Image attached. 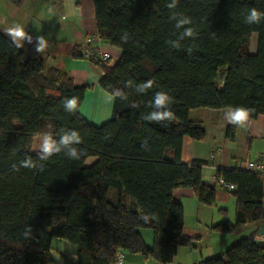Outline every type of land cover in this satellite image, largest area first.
Segmentation results:
<instances>
[{
    "label": "trees",
    "instance_id": "trees-1",
    "mask_svg": "<svg viewBox=\"0 0 264 264\" xmlns=\"http://www.w3.org/2000/svg\"><path fill=\"white\" fill-rule=\"evenodd\" d=\"M91 1L97 36L120 50L112 65L110 58L90 59L103 70L98 84L109 94L125 93L113 100L111 117L102 125L80 113L88 86L47 67L35 38L23 58L0 33V264H51L53 238L76 246V261L63 256L64 264H117L122 252L170 264L179 247L192 246L182 231L183 207L172 191L190 187L200 204L215 200V187L201 181L205 162L180 160L183 137H205L202 122L190 120L189 111L243 106L253 110L251 118L264 115V22H244L250 8L264 11V0H179L174 11L191 17L199 33L184 40L170 19L169 0ZM148 80L153 87L137 92L136 86ZM159 91L172 98L170 122L143 119L154 110L149 105ZM70 97L78 100L75 114L63 107ZM229 129L232 137L234 126ZM61 130L78 131L81 158L62 152L40 161L32 150L34 139L45 131L58 138ZM29 156L36 168L13 169ZM216 179L234 186V221L210 230L234 233L238 226L264 222L261 174L219 168ZM139 229L151 230L150 246ZM200 264H264V242L242 237Z\"/></svg>",
    "mask_w": 264,
    "mask_h": 264
},
{
    "label": "crops",
    "instance_id": "crops-1",
    "mask_svg": "<svg viewBox=\"0 0 264 264\" xmlns=\"http://www.w3.org/2000/svg\"><path fill=\"white\" fill-rule=\"evenodd\" d=\"M26 2L28 1L23 0L20 5H16L9 0H0V33L12 42L7 35V29L20 25L35 39L43 35L47 47L40 54L45 59L47 67L66 71L75 84L88 86L80 106L83 118L96 126L106 123L112 114L113 100L108 99L110 94L98 84L103 70L80 54L88 46L97 47L110 54L109 65H112L120 57V50L97 36L92 1L33 0L30 4ZM19 49L25 58L29 44L25 42ZM74 52L79 56L75 57ZM230 109L194 108L188 113L190 120L202 122L205 137L198 141L183 137L180 160L186 165H190L194 160L205 162L202 165L201 181L205 185L215 187V200L211 205L200 204L190 187H179L172 191L173 197L183 207L182 231L192 238V246L179 247L170 264H192L220 255L242 237H247L252 242H264V222L238 226L234 233L221 234L210 230V226L216 223L226 220L233 222L235 212L232 189L216 179V170L219 168L243 170V164L247 160L259 161L264 170V115L256 118L249 116L247 124L238 127L225 119V113ZM230 125L234 126L232 137L228 134V131H231L228 130ZM91 161L92 159L87 163ZM262 178L264 186V175ZM140 233L150 246L151 230ZM51 245L53 257L51 264H64L63 256L76 261L75 245L58 238H53ZM121 255L122 264H158L155 260L145 259L139 254L122 252Z\"/></svg>",
    "mask_w": 264,
    "mask_h": 264
},
{
    "label": "clouds",
    "instance_id": "clouds-1",
    "mask_svg": "<svg viewBox=\"0 0 264 264\" xmlns=\"http://www.w3.org/2000/svg\"><path fill=\"white\" fill-rule=\"evenodd\" d=\"M179 0H169L166 4V7L169 10H172L170 19L175 21V27L178 30H181L179 33V39L184 40L185 38L195 39L199 33L196 28L193 26V20L191 17H188L182 13L174 11L178 6ZM244 22L246 24H260L264 22V11H260L255 7H252L248 10L247 14L244 17ZM7 35L11 38L12 42L16 44L17 48L23 47L24 43H32V36L25 32L24 28L20 25H14L7 29ZM122 41L125 43L128 41L129 37L125 33L121 37ZM37 45L36 52L40 53L47 47V41L43 35L36 37ZM171 43L173 47L180 48L181 45L178 42L167 41ZM189 53L191 49H188ZM126 86L131 87L132 82L128 81ZM153 87V82L148 80L136 86L137 92H146L147 90ZM124 98L125 93L121 89H114L109 95L108 99L114 100L115 98ZM63 103L64 110L67 113L75 114L78 110V100L76 97L65 98ZM172 103V98L167 92L159 91L156 92L153 96L151 104L149 105L153 111L149 112L143 117L144 120L149 122H165L172 121L174 119V113L171 111L170 105ZM132 107H136L135 104ZM252 109L245 108L243 106H237L230 109L225 113V119L228 123L236 125L238 127H244L248 120ZM51 127V126H49ZM81 136L76 130H61V134L56 138L51 131L41 132L37 135L36 144L33 146L32 150L37 152V158L40 161H47L52 156L60 153L70 159L78 160L83 155V151L77 148V145L81 143ZM20 167L23 168H36L37 164L32 159L31 156L26 157L24 160L20 161L19 167L13 165L15 171H19ZM40 170H43V165H39ZM147 219V217H144ZM32 232L31 227H29L25 236L27 237ZM118 264H122V261H119Z\"/></svg>",
    "mask_w": 264,
    "mask_h": 264
},
{
    "label": "built area",
    "instance_id": "built-area-1",
    "mask_svg": "<svg viewBox=\"0 0 264 264\" xmlns=\"http://www.w3.org/2000/svg\"><path fill=\"white\" fill-rule=\"evenodd\" d=\"M82 55L85 59H94V60H100V61H106L110 58V54L102 51L101 49L97 47L88 46L85 48V50L82 52ZM243 169L253 172V173H259L261 175H264L263 165L262 163L255 162V161H245L243 164ZM219 182L223 185H226L228 188L233 189V184H226L222 179L219 180ZM260 204L262 209H264V193L263 197L260 199ZM121 253L118 255V262L121 261ZM117 262V264H118ZM192 264H200V262H194Z\"/></svg>",
    "mask_w": 264,
    "mask_h": 264
},
{
    "label": "rangeland",
    "instance_id": "rangeland-1",
    "mask_svg": "<svg viewBox=\"0 0 264 264\" xmlns=\"http://www.w3.org/2000/svg\"><path fill=\"white\" fill-rule=\"evenodd\" d=\"M27 1H28V2H26V3H29V4H30L33 0H27ZM37 1H40V0H37ZM6 3H8V2H6ZM10 5H14V4H13V3H10ZM255 47H256V38H255V35L253 34V36H252V38H251V41H250V44H249L247 50H248L249 52L253 53V52L255 51ZM36 141H37V138L34 139V144H33V146L36 144ZM34 152H36V151L34 150ZM251 152H254V151H251ZM263 158H264V154H263ZM109 195H111V194H109ZM139 231H142V232L145 233V231H150V230H148V229H139ZM144 233H143V234H144Z\"/></svg>",
    "mask_w": 264,
    "mask_h": 264
}]
</instances>
